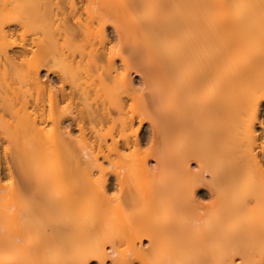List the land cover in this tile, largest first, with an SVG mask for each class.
<instances>
[{"label":"bare ground","instance_id":"obj_1","mask_svg":"<svg viewBox=\"0 0 264 264\" xmlns=\"http://www.w3.org/2000/svg\"><path fill=\"white\" fill-rule=\"evenodd\" d=\"M123 1L0 0V264H264V0Z\"/></svg>","mask_w":264,"mask_h":264},{"label":"rangeland","instance_id":"obj_2","mask_svg":"<svg viewBox=\"0 0 264 264\" xmlns=\"http://www.w3.org/2000/svg\"><path fill=\"white\" fill-rule=\"evenodd\" d=\"M125 1V2H124ZM123 2H124V4H127V5H125V6H127L128 7V3L131 1V0H124ZM133 2V0L131 1V3ZM134 2H137L136 0H134ZM130 5V4H129ZM184 9V8H183ZM183 11V10H182ZM138 12V11H137ZM137 12H132V11H128L127 9L125 10V12L122 14V15H124L122 18H123V20H125V19H128L129 18V16L132 18V20H133V18H138L139 17V15H141V14H139V12L137 13ZM126 15V16H125ZM124 17H125V19H124ZM127 17V18H126ZM131 18H129L130 20H131ZM165 18H167V16L165 17ZM135 19V20H136ZM119 20H121V18L119 19ZM139 20V19H138ZM137 20V21H138ZM126 21V20H125ZM124 21V22H125ZM133 31H135V30H133ZM137 31V30H136ZM139 32V31H138ZM134 34H135V32H133V36H134ZM132 35H130V37L131 38H129V37H127L128 39H126V45H125V49H126V52H128L129 51V49H132V48H135V46L137 45H140L141 43H140V38H136V37H138V36H134L137 40H135L134 39V37L132 36ZM137 35V34H136ZM139 35V34H138ZM134 40H133V39ZM130 39H132L133 41H131ZM129 41V42H128ZM131 41V42H130ZM137 43V44H136ZM17 50H19V48H16ZM124 49V50H125ZM46 75V73H44V71L41 73V75H42V79L43 80H46V81H48V79H51V81H53L54 83H57L58 84V80L56 79V77H54V76H52V75H49V78L47 77V76H45ZM48 78V79H47ZM139 135L140 136H142V135H144V132H142V131H140L139 132ZM6 181H8V177H6V179H5ZM199 195H201L204 199H206L207 200V196H206V194L204 193V192H200V194Z\"/></svg>","mask_w":264,"mask_h":264}]
</instances>
